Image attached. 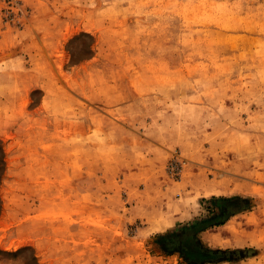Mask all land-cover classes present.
<instances>
[{
    "label": "rangeland",
    "instance_id": "374dc122",
    "mask_svg": "<svg viewBox=\"0 0 264 264\" xmlns=\"http://www.w3.org/2000/svg\"><path fill=\"white\" fill-rule=\"evenodd\" d=\"M211 197L264 264V0H0V264H187Z\"/></svg>",
    "mask_w": 264,
    "mask_h": 264
},
{
    "label": "trees",
    "instance_id": "16d2710c",
    "mask_svg": "<svg viewBox=\"0 0 264 264\" xmlns=\"http://www.w3.org/2000/svg\"><path fill=\"white\" fill-rule=\"evenodd\" d=\"M208 203L212 209L210 216L196 219L178 230L156 236L159 243L168 244V241H171L170 250L178 252L187 264H203L217 260L219 252L202 247L196 237L197 234L212 226L221 225L232 215L247 209L249 200L241 197H211ZM241 203H245L243 204L245 206L237 207ZM181 230L184 231L182 237L179 233Z\"/></svg>",
    "mask_w": 264,
    "mask_h": 264
}]
</instances>
